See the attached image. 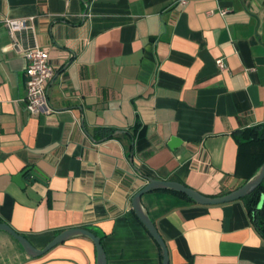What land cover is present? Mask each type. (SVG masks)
I'll use <instances>...</instances> for the list:
<instances>
[{
  "label": "crops",
  "instance_id": "0c3cea01",
  "mask_svg": "<svg viewBox=\"0 0 264 264\" xmlns=\"http://www.w3.org/2000/svg\"><path fill=\"white\" fill-rule=\"evenodd\" d=\"M29 17L13 41L4 19ZM13 42L48 48L50 114L26 110L27 61ZM257 125L264 0H0V222L36 248L83 227L106 264H161L133 195L147 177L233 191L256 165L239 159L236 133ZM27 168L43 177L19 185ZM141 202L169 264H264L241 199L201 205L151 190ZM0 264H96V249L75 236L31 258L0 231Z\"/></svg>",
  "mask_w": 264,
  "mask_h": 264
},
{
  "label": "water",
  "instance_id": "95a60500",
  "mask_svg": "<svg viewBox=\"0 0 264 264\" xmlns=\"http://www.w3.org/2000/svg\"><path fill=\"white\" fill-rule=\"evenodd\" d=\"M120 132L121 131H116L115 134H118ZM172 141L174 142L175 140L173 139ZM24 173H28L29 176H31L29 179V183H33L35 180H40L41 177H43V175L40 173L38 169L27 168L24 171L17 174L15 177V181L19 185L25 183L24 181H22V175ZM146 180H147L146 184L141 189H139L131 199L132 209L135 215L137 216V218L144 225V227L147 229L149 234L152 236L154 241L159 246L162 256L161 264H169V255H168L167 246L163 238L161 237L160 233L156 229L153 221L151 220L148 213L144 209L141 202V196L144 193L151 190H170V191L182 193L187 197H189L195 203L201 205H215V204H222V203L239 200L250 194L252 191H254L264 180V161L256 170V172L245 183H243L241 186L234 189L233 191H230L221 196L205 195L197 191L196 189L188 187L174 180H161L150 177H147ZM261 202L262 199L259 203L258 206L259 208L261 207ZM0 231H4L9 235H11L14 239H16V241H18V243L21 245L25 253L31 258H36L43 255L54 246L63 243L64 241L72 237L85 236L88 237L94 243L96 249V264H106V254L101 244V239L99 236L95 235V233L92 232L90 229H86L83 227H74V228L66 229L60 232L59 234H57L51 241H49L43 248L40 249L34 247L24 235L15 231L5 222H0Z\"/></svg>",
  "mask_w": 264,
  "mask_h": 264
},
{
  "label": "built area",
  "instance_id": "2783aa9c",
  "mask_svg": "<svg viewBox=\"0 0 264 264\" xmlns=\"http://www.w3.org/2000/svg\"><path fill=\"white\" fill-rule=\"evenodd\" d=\"M185 4L186 0H178ZM224 12V11H222ZM32 17L22 19H4V24L10 37L16 41V33L32 29L30 22ZM17 53L23 55L27 61L25 68L26 93L24 97L25 108L31 115L39 113L50 114L53 107L47 97V87L54 76V69L49 64V51L47 47H40L37 44L22 47L17 42L12 44ZM217 67L221 71L226 70V65L222 58L215 60Z\"/></svg>",
  "mask_w": 264,
  "mask_h": 264
},
{
  "label": "trees",
  "instance_id": "16d2710c",
  "mask_svg": "<svg viewBox=\"0 0 264 264\" xmlns=\"http://www.w3.org/2000/svg\"><path fill=\"white\" fill-rule=\"evenodd\" d=\"M99 130L107 133V136L109 137L112 136L111 131L109 130L97 129L96 131ZM236 139L238 142L239 159L248 163L256 162L253 170L245 176L247 181L264 161V125H257L237 131ZM171 192L191 200L182 193L175 191ZM261 199V207L259 208L258 206ZM241 200L246 207L255 230L262 238H264V180L254 191L241 198Z\"/></svg>",
  "mask_w": 264,
  "mask_h": 264
}]
</instances>
